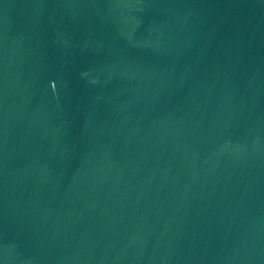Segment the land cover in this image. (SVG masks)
I'll list each match as a JSON object with an SVG mask.
<instances>
[{
    "label": "water",
    "instance_id": "95a60500",
    "mask_svg": "<svg viewBox=\"0 0 264 264\" xmlns=\"http://www.w3.org/2000/svg\"><path fill=\"white\" fill-rule=\"evenodd\" d=\"M0 264H264V0H0Z\"/></svg>",
    "mask_w": 264,
    "mask_h": 264
}]
</instances>
